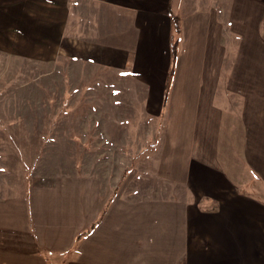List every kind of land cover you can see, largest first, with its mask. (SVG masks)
Returning a JSON list of instances; mask_svg holds the SVG:
<instances>
[{
    "label": "crops",
    "instance_id": "crops-1",
    "mask_svg": "<svg viewBox=\"0 0 264 264\" xmlns=\"http://www.w3.org/2000/svg\"><path fill=\"white\" fill-rule=\"evenodd\" d=\"M183 1L0 0V54L65 59L68 84L108 68L178 139L180 172L185 161L174 228L159 225L169 206L138 210L135 197L119 200L132 218L122 226L108 201L96 207L98 186L76 211L53 184L0 197V264H174L165 251L187 264L186 249L191 264H264V0Z\"/></svg>",
    "mask_w": 264,
    "mask_h": 264
},
{
    "label": "rangeland",
    "instance_id": "rangeland-1",
    "mask_svg": "<svg viewBox=\"0 0 264 264\" xmlns=\"http://www.w3.org/2000/svg\"><path fill=\"white\" fill-rule=\"evenodd\" d=\"M11 55L0 54V197L21 193L29 182L53 184L49 189L53 196L57 200L71 197L66 207L76 211L90 204L89 193L98 186L96 207L108 201L109 209L120 213L116 220L122 226L129 227L132 218L128 203L119 200L135 197L138 210L142 203L153 207L155 214L169 206L172 217L159 225L177 227L185 161L180 162V172L178 139L164 138L161 119L145 115L140 92L131 95L132 90L118 89L108 68L98 73L95 67L80 70L68 84L65 59L53 65ZM121 100L119 113L120 105L115 103ZM193 152L196 155L198 149ZM228 157L232 166L242 169L236 155ZM193 163L187 161L188 166ZM237 172L230 170L231 177ZM238 176L244 181L241 173ZM238 188L255 191L257 186L245 182ZM150 247L163 254L158 247ZM165 252L163 258L182 262L178 251L173 257ZM189 254L193 252L186 249L187 264H191Z\"/></svg>",
    "mask_w": 264,
    "mask_h": 264
},
{
    "label": "trees",
    "instance_id": "trees-1",
    "mask_svg": "<svg viewBox=\"0 0 264 264\" xmlns=\"http://www.w3.org/2000/svg\"><path fill=\"white\" fill-rule=\"evenodd\" d=\"M80 236V235H79Z\"/></svg>",
    "mask_w": 264,
    "mask_h": 264
}]
</instances>
